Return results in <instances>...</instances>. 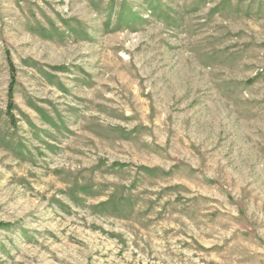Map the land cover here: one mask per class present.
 <instances>
[{
	"label": "rangeland",
	"instance_id": "1",
	"mask_svg": "<svg viewBox=\"0 0 264 264\" xmlns=\"http://www.w3.org/2000/svg\"><path fill=\"white\" fill-rule=\"evenodd\" d=\"M0 264H264V0H0Z\"/></svg>",
	"mask_w": 264,
	"mask_h": 264
},
{
	"label": "trees",
	"instance_id": "2",
	"mask_svg": "<svg viewBox=\"0 0 264 264\" xmlns=\"http://www.w3.org/2000/svg\"><path fill=\"white\" fill-rule=\"evenodd\" d=\"M13 83H14V81L11 83V86H10V95L13 94Z\"/></svg>",
	"mask_w": 264,
	"mask_h": 264
}]
</instances>
